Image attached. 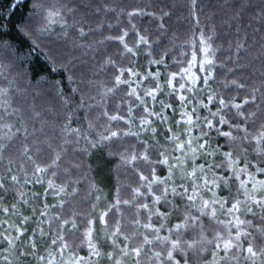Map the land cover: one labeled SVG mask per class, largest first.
Listing matches in <instances>:
<instances>
[{
  "label": "trees",
  "instance_id": "1",
  "mask_svg": "<svg viewBox=\"0 0 264 264\" xmlns=\"http://www.w3.org/2000/svg\"><path fill=\"white\" fill-rule=\"evenodd\" d=\"M0 25V264H264V0H0Z\"/></svg>",
  "mask_w": 264,
  "mask_h": 264
},
{
  "label": "snow or ice",
  "instance_id": "2",
  "mask_svg": "<svg viewBox=\"0 0 264 264\" xmlns=\"http://www.w3.org/2000/svg\"><path fill=\"white\" fill-rule=\"evenodd\" d=\"M0 27H3V26L0 25ZM141 39H143V38H141ZM128 51H131V49H128ZM205 51H207V49H205ZM194 60H195V57H194ZM211 63H212L211 60H205L204 63H202V64L200 65L201 70H203V71H207V69L204 67V65H205V64H211ZM210 78H211L210 76H208L207 78H205V79H204V83H207V79H210ZM194 79H195V78H194ZM169 84H171V81H169ZM180 87H181V88H184V85L181 84ZM189 91H191V89H189ZM147 95L152 96L153 98H155V93H154V92H148ZM184 99H185L184 96H181V97H180V100H181V101H183ZM220 103L223 104L224 102L221 101ZM161 107H162V108H164V107L171 108V105H163V104H161ZM235 107L239 108L240 105H235ZM193 111H195V110H193ZM153 114H154V113H150V115H153ZM184 115H187V116H188V122L191 123V114L185 113ZM213 115H215V114H213ZM112 119H116V117H112ZM144 123L147 124V123H150V122L147 121V120H145ZM219 123L223 124V123H226V121H225L223 118H221L220 121H219ZM207 126H208L209 128H212V127H213V125H212L211 122H208V125H207ZM116 135H117V133H115V132H113V133L111 134L112 137H115ZM222 135L231 138V133H230V132H224V133H222ZM110 138H111V137H105V139H110ZM261 138H264V133L261 134ZM187 144L190 145V144H191V141H188ZM198 147H199V149L202 150V149L205 148V145H204V144H200ZM178 148H179L180 150H183V149L185 148V145H184V144L178 145ZM191 152H192V154H193V156H194V155L196 154V152H197V148H191ZM225 157H226V159H229L230 163H234V162L231 160V157H232V154H231V153H226V154H225ZM212 167H213L212 165H209V166H208L209 170H211ZM204 169H205L204 164L199 165V166H198V169H193V171L189 174V178H190V179H192V178H196V177H197V171L203 172ZM257 170L260 171V172H264V168H259V169H257ZM37 171H38V172H39V171H43V169H39V168H38ZM240 171H241V172H246V171H247V166H245V168L240 169ZM234 177H235V179H239V175L236 174V173H234ZM141 178H142V179H146L145 177H141ZM231 178H232V177H229L228 179H231ZM12 179L15 181V180H16V177H12ZM228 179H225V178L221 177V178H219V182H218L217 179H213V180L211 181V185H212V187H219V186H220V182H222V183L224 184V186H227V185H228ZM152 183H161V184H163L164 181H156V180H153ZM246 183H247L246 181L241 180V181H240V186H241V187H245V186H246ZM208 184H209V181H208L207 179H205V181H204V186L207 187ZM259 184H260L261 186H264V181H260ZM49 186H51V185H49ZM149 187H150V185H149ZM181 187L183 188V185H181ZM196 187H198V186L195 185V184H193V192H192V194L187 195V199H188V201H190V202H191V201H194V199H195V196H196L195 188H196ZM254 187H255V186H254ZM167 192H168V189L165 188V189H164V194L166 195ZM172 192H173L174 194H176V190H175V189H172ZM187 192H188V189H187V188H184V190H183V194H187ZM250 198H251V197H250ZM155 199H156L157 202H159L160 199H161V197H160V196H157ZM211 203H213V204H215V203H220L221 208H223V207H224V203H227V201H223V202H221V201H218V200H216V199H213V200L211 201ZM254 203H256L257 206H260V205L264 204V200L254 201ZM203 205H204V207H208V205H209V201H204V202H203ZM145 207H147V206L145 205ZM227 211H228V213L239 212V211H240V201L237 200L235 203H232L231 207L228 208ZM248 211H251V208H248ZM105 215H106V214H105ZM157 215L163 216L164 213H157ZM213 215H215V212H214V211H213ZM101 219H103V217H102ZM190 219H191L193 222H196V221H198L199 218H198V217H190ZM237 220H238V223H240V224H243V223H244V221H239L238 218H237ZM229 223H231V221H229ZM186 226H187V220L185 221V224H177V225L175 226V231H176V232H179L181 228L186 227ZM156 231H159V229H157ZM89 235H90V233H89ZM218 238H219V237H218ZM158 239H159V237H158ZM163 239H164L165 241L169 242L170 245H171L170 250H168V252H167V257H166V258H167V260H169V261H173V260H174V255H173V253L176 252V251H178V250L180 249L181 242H180L178 239H175V240H171V241H169V240H168V237H164ZM237 239H239V236H237ZM53 243L55 244L56 241H53ZM195 243H196V242H193V243L187 244V247H188V248H193V247L195 246ZM90 246H91V245H90ZM220 247H221V245H220L219 243H217V244H216V248L219 249ZM232 247H233V244H232L231 240H228V241H226V242L223 243V249H224L225 253L230 252L231 249H232ZM134 251H136L137 255L139 254V250H138V249H136V250H134ZM247 252L250 254L251 257H255V256L257 255V252H256V251L253 249V247H251V246H249V247L247 248ZM97 254H98V253H97ZM156 255H157V256H160V253H157ZM226 258H227V257L225 256V257H223L222 259H226ZM76 264H79V261H76ZM175 264H179V261H176ZM185 264H186V262H185ZM214 264H218V262H214Z\"/></svg>",
  "mask_w": 264,
  "mask_h": 264
},
{
  "label": "rangeland",
  "instance_id": "3",
  "mask_svg": "<svg viewBox=\"0 0 264 264\" xmlns=\"http://www.w3.org/2000/svg\"><path fill=\"white\" fill-rule=\"evenodd\" d=\"M180 113H182V112H180ZM170 115H171V112L169 113V115H166V118H170ZM177 119H176V121L178 122V121H186L187 123H189L188 122V118H186V119H180V117H178V115H177V117H176ZM191 119H192V117H191ZM190 124L191 123H189V125L187 126V132L191 135L192 134V130H191V127H190ZM170 130L172 129L171 127L169 128ZM178 130V132H177V134H181L182 133V131L180 130V129H177ZM172 134H173V136L176 138L177 136H176V134H175V131L174 130H172ZM174 137H172V138H174ZM180 139L179 141H176V146L174 147V148H172V150L176 153L175 155L174 154H171V155H167V153H165V157H166V159L168 158L169 160H170V162H171V164L169 165L170 166V168H172V166H174V165H176V166H180L181 167V165H183V166H185V164L184 163H186L187 161H188V159L190 158V156H181L180 154H182L184 151L183 150H180L179 148H178V145H181V144H183V141L181 140V138H180V136H178L176 139ZM172 147V146H171ZM187 155H190V153L188 152V153H186ZM178 159H180V160H178ZM191 159H193V157L191 158ZM197 168V167H196ZM201 178L203 177V173H201ZM201 181H203L204 182V179H202Z\"/></svg>",
  "mask_w": 264,
  "mask_h": 264
}]
</instances>
